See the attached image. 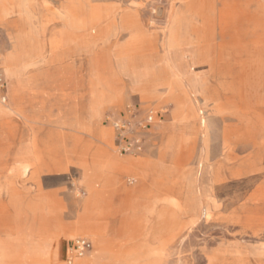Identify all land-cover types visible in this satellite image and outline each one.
I'll use <instances>...</instances> for the list:
<instances>
[{"label": "rangeland", "instance_id": "1", "mask_svg": "<svg viewBox=\"0 0 264 264\" xmlns=\"http://www.w3.org/2000/svg\"><path fill=\"white\" fill-rule=\"evenodd\" d=\"M81 259L264 264V0H0V264Z\"/></svg>", "mask_w": 264, "mask_h": 264}, {"label": "bare ground", "instance_id": "2", "mask_svg": "<svg viewBox=\"0 0 264 264\" xmlns=\"http://www.w3.org/2000/svg\"><path fill=\"white\" fill-rule=\"evenodd\" d=\"M243 57H244V55H243ZM142 75H143V73H142ZM138 79H140V77ZM88 178L89 177L87 176V178H86L87 186H88V189L91 190V189H93V184H91L93 179L90 180V178H89V180H88ZM93 197H94V195L89 196L87 201H85L81 205L82 211L78 215L80 224L78 225L79 228L77 229L78 230L77 234L78 235H85V236H88L91 239H93L95 244L97 245V248H96L97 254L101 258V256H103L104 252H105V250H104L105 247L103 244H101V241L99 240L100 231H101L99 229H100L101 221H100V218L98 217L99 214L95 210H93L94 208L91 207V205L88 202V200H92ZM99 262H100V260H99ZM88 263H89V261H86L84 259H81L78 261V264H88Z\"/></svg>", "mask_w": 264, "mask_h": 264}, {"label": "built area", "instance_id": "3", "mask_svg": "<svg viewBox=\"0 0 264 264\" xmlns=\"http://www.w3.org/2000/svg\"><path fill=\"white\" fill-rule=\"evenodd\" d=\"M148 121L149 122L152 121L151 115L148 117ZM115 128L122 131L124 128V124L121 125L115 124ZM90 250H91V244L87 239L79 238L72 243V251L75 252L79 257L88 253Z\"/></svg>", "mask_w": 264, "mask_h": 264}]
</instances>
